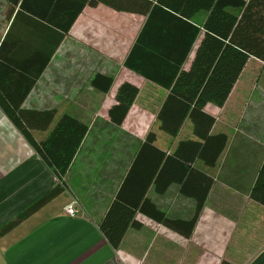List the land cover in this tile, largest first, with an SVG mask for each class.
<instances>
[{
	"label": "crops",
	"instance_id": "crops-1",
	"mask_svg": "<svg viewBox=\"0 0 264 264\" xmlns=\"http://www.w3.org/2000/svg\"><path fill=\"white\" fill-rule=\"evenodd\" d=\"M104 1L95 7L86 5L54 46L61 33L58 28L0 0V100L4 103L9 95L22 110H56L88 127L64 175L65 189L0 235V264H264V207L249 199L264 161V88L250 90L240 83L249 62L260 63L253 58L224 105L203 108L215 119L211 134L225 133L228 141L215 167L193 164L213 184L190 237L136 214L140 228H128L116 251L105 241L98 225L148 132H155V144L164 152L193 136L187 119L175 138L159 132L156 117L168 90L123 66L146 21L140 11L156 0ZM165 1L183 8L184 0ZM206 16L198 11L188 21L202 30ZM201 36L202 32L182 66L185 71ZM97 75L112 78L108 92L92 87ZM21 79L24 85L34 79L24 98V86L13 83ZM124 82L137 87L138 93L117 126L110 122L108 110ZM247 94L255 95L253 102L246 101ZM46 134L33 136L42 139ZM55 182L51 170L0 107V231L53 189ZM146 198L171 220L187 221L194 213V200L182 196L178 184L160 195L150 187ZM74 200L77 212L69 217L65 207Z\"/></svg>",
	"mask_w": 264,
	"mask_h": 264
},
{
	"label": "trees",
	"instance_id": "trees-1",
	"mask_svg": "<svg viewBox=\"0 0 264 264\" xmlns=\"http://www.w3.org/2000/svg\"><path fill=\"white\" fill-rule=\"evenodd\" d=\"M7 2L10 9L18 6L20 11L28 13L37 22L58 28L61 33L55 36L54 46L59 44L86 5L95 7L105 3L104 0ZM183 2V8L179 7L180 4L174 8L165 0H156L153 6L146 4L144 10L140 11L145 14L146 21L123 66L168 90L156 117L157 130L175 138L187 119L192 125L193 137L177 142L170 152H164L155 144V132H148L98 225L105 241L114 251L120 246L128 228H140V223L134 219L136 214L184 238L190 237L213 184L212 178L193 164L199 161L204 167H215L228 141L225 133L211 134L215 119L205 113L203 108L206 104L217 108L224 105L250 58L264 64V0ZM111 6L119 9L113 4ZM165 9L173 10V13ZM198 11L207 13L202 30L188 21ZM176 12L178 16L174 15ZM174 23H180L181 26H174ZM167 25L169 28H163ZM200 32L199 45L189 69L185 71L182 66ZM33 81L25 85L22 79L13 82L24 86L21 98L30 90ZM111 84L112 78L101 75L91 80L92 87L103 93L108 92ZM137 93L138 89L134 85L127 82L120 84L114 96L115 104L108 110L110 122L117 126L122 124ZM8 96H4V103L0 100L1 111L60 185L56 184L28 207L17 221L4 227L0 235L65 189L64 175L88 130L85 124L68 115H58L56 110H22L19 108L20 102H11L13 100ZM8 101L10 103L5 104ZM11 104L13 107H9ZM32 132L47 134L42 139H36ZM171 184H178L180 194L194 200L195 209L191 219L171 220L146 198L150 187L160 195ZM249 199L264 207V161L250 189Z\"/></svg>",
	"mask_w": 264,
	"mask_h": 264
},
{
	"label": "rangeland",
	"instance_id": "rangeland-1",
	"mask_svg": "<svg viewBox=\"0 0 264 264\" xmlns=\"http://www.w3.org/2000/svg\"><path fill=\"white\" fill-rule=\"evenodd\" d=\"M240 83L243 85V87H246V89L249 88L250 90L253 89L254 87H258V86H262V88H264V64L258 63V65L257 64L253 65V62H249L247 68H245V73H243V75L241 77ZM262 95H264V94H262ZM254 97H255V95L247 94L246 95V101H250L251 102ZM261 97H262V103H264V96H261ZM56 184H59V183L55 182V185ZM71 205L73 206V209L75 211L73 216H75V214L77 212L76 211V206L78 205L75 200L71 201V203L65 207V211L64 212H65L66 215H69L68 214V210H69V207H71ZM73 216L69 215V217H73Z\"/></svg>",
	"mask_w": 264,
	"mask_h": 264
},
{
	"label": "built area",
	"instance_id": "built-area-1",
	"mask_svg": "<svg viewBox=\"0 0 264 264\" xmlns=\"http://www.w3.org/2000/svg\"><path fill=\"white\" fill-rule=\"evenodd\" d=\"M75 213L74 209H73V206L71 205V207H69V210H68V214L71 216H73V214ZM68 215V216H69Z\"/></svg>",
	"mask_w": 264,
	"mask_h": 264
}]
</instances>
